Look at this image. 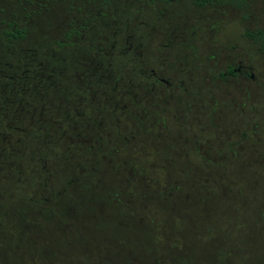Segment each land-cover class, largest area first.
I'll return each instance as SVG.
<instances>
[{"label": "rangeland", "instance_id": "rangeland-1", "mask_svg": "<svg viewBox=\"0 0 264 264\" xmlns=\"http://www.w3.org/2000/svg\"><path fill=\"white\" fill-rule=\"evenodd\" d=\"M251 1L261 20L264 0ZM167 2L149 6L147 0H0V72L11 70L30 84L28 66L56 70L58 82L69 84L60 94L43 90L48 116L57 100L78 92L72 76L91 74L95 68L99 75L114 77L133 68L138 72L139 56L144 68L155 69L148 63L154 61L153 53L180 30L212 38L240 33L237 12L197 9L192 0ZM10 25L25 30V40L6 41ZM114 39L115 49L124 55L110 59L106 53ZM51 41L74 46L59 50ZM7 83L0 77V264H264V145L229 158L221 167L196 171L192 181L171 195L169 186L181 178L163 173L165 189L135 194L126 205L99 196L92 177L75 168L76 150L55 140L50 147L54 162L49 161L53 182L47 192L42 183L31 185L41 168L40 158L32 156L37 149L45 152L47 145L42 149L45 131L36 140L44 101L39 95L30 98V85L24 83L12 99L23 100L21 110L30 109L32 102L35 117H22V112L4 119L3 113L16 108L8 111L4 104L11 91Z\"/></svg>", "mask_w": 264, "mask_h": 264}, {"label": "flooded vegetation", "instance_id": "flooded-vegetation-1", "mask_svg": "<svg viewBox=\"0 0 264 264\" xmlns=\"http://www.w3.org/2000/svg\"><path fill=\"white\" fill-rule=\"evenodd\" d=\"M192 1L197 9L237 12L240 33L212 38L194 32L186 35L185 30H180L153 53L154 61L148 63L155 69L144 68L139 56L138 72L133 68L114 77L99 75V68H95L91 74L72 76L71 83L78 92L57 100L50 108L51 115L47 116L48 95L43 90L52 88L60 94L69 84L58 82L60 75L56 70L28 66L30 76L26 79L30 84L11 70L0 72V77L8 82L6 87H11L4 104L10 107L8 111L16 104L13 113L2 114L4 119L8 115L20 117L22 112V117L29 113L35 117L37 108L32 102L30 109L21 110L18 107L23 100L12 99L17 98L15 90L24 83L30 85V98L39 95L44 101L39 108L36 140L45 131L42 149L47 145L45 152L37 149L32 156V160L39 157L41 164L32 180L33 188L41 183L47 192L52 188L54 166L49 161L54 162L50 147L55 140L63 148L76 150L74 166L92 177L99 196L118 204L126 201V205L136 198L135 194L165 189L160 178L163 173L175 172L181 178L169 186L171 195L174 190L180 191L184 182L192 181L196 171L221 167L229 158L252 153L264 145V4L263 18L258 20L251 0ZM157 3L168 2L147 0L149 6ZM70 35L65 36L68 39ZM130 42L131 38L126 39L128 48L132 47ZM116 44L114 39L111 52L106 53L108 58L124 55L115 49ZM50 46L60 50L74 44L51 41ZM73 183L71 180V186Z\"/></svg>", "mask_w": 264, "mask_h": 264}, {"label": "trees", "instance_id": "trees-1", "mask_svg": "<svg viewBox=\"0 0 264 264\" xmlns=\"http://www.w3.org/2000/svg\"><path fill=\"white\" fill-rule=\"evenodd\" d=\"M10 29L4 32V39L6 41L24 40L26 38L25 30L13 28L12 25L9 26Z\"/></svg>", "mask_w": 264, "mask_h": 264}]
</instances>
